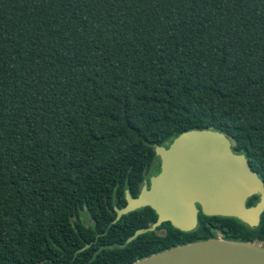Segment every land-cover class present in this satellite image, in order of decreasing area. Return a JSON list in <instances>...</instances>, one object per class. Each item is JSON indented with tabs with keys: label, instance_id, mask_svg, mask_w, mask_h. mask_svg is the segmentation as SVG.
Instances as JSON below:
<instances>
[{
	"label": "trees",
	"instance_id": "16d2710c",
	"mask_svg": "<svg viewBox=\"0 0 264 264\" xmlns=\"http://www.w3.org/2000/svg\"><path fill=\"white\" fill-rule=\"evenodd\" d=\"M188 130L223 133L264 183V0H0V264L264 244V211L256 228L200 213L126 243L157 216L115 209Z\"/></svg>",
	"mask_w": 264,
	"mask_h": 264
},
{
	"label": "water",
	"instance_id": "95a60500",
	"mask_svg": "<svg viewBox=\"0 0 264 264\" xmlns=\"http://www.w3.org/2000/svg\"><path fill=\"white\" fill-rule=\"evenodd\" d=\"M231 147V139L214 130H188L167 148L154 147L159 173L149 178L148 186L144 183L137 197L125 191L126 204L115 209L113 222L145 207L157 218L150 227L136 230L126 243L165 222L191 232L199 212L206 217L234 218L256 228L264 211V183L246 157ZM254 196L258 201L246 207ZM217 236L177 245L131 264H264V244Z\"/></svg>",
	"mask_w": 264,
	"mask_h": 264
},
{
	"label": "flooded vegetation",
	"instance_id": "af4514ba",
	"mask_svg": "<svg viewBox=\"0 0 264 264\" xmlns=\"http://www.w3.org/2000/svg\"><path fill=\"white\" fill-rule=\"evenodd\" d=\"M157 168H158V170H157ZM159 169H160V160H159V158H158V166H155L154 167V170H151V174H149V175H147V179H146V186H148V183H149V178L151 177V176H155V175H157L158 173H159ZM199 215H200V212L198 213V217H197V225H198V218H199ZM196 228H197V226H196ZM195 228V229H196ZM194 229V230H195ZM193 230V231H194ZM192 232V231H191Z\"/></svg>",
	"mask_w": 264,
	"mask_h": 264
},
{
	"label": "rangeland",
	"instance_id": "374dc122",
	"mask_svg": "<svg viewBox=\"0 0 264 264\" xmlns=\"http://www.w3.org/2000/svg\"><path fill=\"white\" fill-rule=\"evenodd\" d=\"M218 235V234H217ZM215 237H218V236H215Z\"/></svg>",
	"mask_w": 264,
	"mask_h": 264
}]
</instances>
